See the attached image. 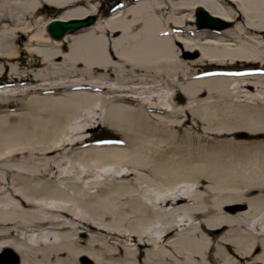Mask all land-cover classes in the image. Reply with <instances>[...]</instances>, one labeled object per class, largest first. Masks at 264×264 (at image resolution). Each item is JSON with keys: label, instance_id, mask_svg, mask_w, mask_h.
I'll return each instance as SVG.
<instances>
[{"label": "bare ground", "instance_id": "6f19581e", "mask_svg": "<svg viewBox=\"0 0 264 264\" xmlns=\"http://www.w3.org/2000/svg\"><path fill=\"white\" fill-rule=\"evenodd\" d=\"M93 1L0 0V58L23 56L0 77L36 85L0 92L28 97L0 116V254L14 255L0 264H264V0H119L49 36ZM198 6L233 26L201 29ZM206 63L263 73L200 76ZM80 117L123 146L87 148L96 125Z\"/></svg>", "mask_w": 264, "mask_h": 264}, {"label": "rangeland", "instance_id": "374dc122", "mask_svg": "<svg viewBox=\"0 0 264 264\" xmlns=\"http://www.w3.org/2000/svg\"><path fill=\"white\" fill-rule=\"evenodd\" d=\"M115 0H104V3H105V8L104 9H107L108 6H110ZM118 1V0H117ZM47 11V10H46ZM45 16L49 17V13L48 12H45ZM228 26L229 27H232L233 26V23H230L228 22ZM227 26V27H228ZM19 36V40H18V46H22L24 47L26 41H27V36L26 34H22L21 33V36ZM214 40V39H212ZM198 54V53H197ZM20 59V61L18 63H21L23 62V56L19 55L18 57L16 58H0V62L1 63H8V62H17L18 60ZM197 59H200V57H198ZM25 63V61H24ZM205 66H207L206 70L207 69H215V68H225L227 66H224V65H218V64H214V63H206L204 64ZM25 66V65H24ZM200 66V65H199ZM202 66V67H201ZM199 68H201L199 71L205 69L203 68L204 66L201 65ZM230 67H234L233 69H245V67H248V66H244L243 63H239L238 65H235V66H230ZM232 69V68H231ZM12 76L10 74V72L8 70H4L3 73H2V78L0 79V85H2V87L0 88V92L1 94L7 98V96H15V95H21L19 93H23L21 92L22 89H24L25 87L26 88H32L34 87L33 85L31 84H20V83H12L10 82ZM5 82V83H3ZM131 86H136V87H141L140 90H147L146 88H143V85H131ZM170 91L166 90V88H164L163 90H158V92H156L157 94H165L167 95ZM107 96V95H106ZM16 99L14 100H3V101H0L1 104H0V116H4V115H9L10 117H16V118H11L10 122H15L17 120V118H19L18 116H20V114L22 113H26L28 112L27 108L26 107H22V106H18V102H24L28 99V97H25V95H22V96H19V97H15ZM159 100H160V97H159ZM3 102V103H2ZM184 105L182 106H178V109L180 110L181 108H183ZM83 111H87V110H83ZM104 111V110H103ZM89 112V117H92L94 115H98V114H95L94 112L92 111H87ZM83 119L82 117H80L78 119L81 120ZM93 121H86L83 119V123H81V127H82V130L85 129V127L87 126H93V125H96L94 128L90 129L88 132L84 133V137L88 138V141H91V142H88V147H92L93 144L95 141H98L102 138H107V137H111V138H123L122 135L116 130V129H113L111 127H104V126H99L98 127V123H92ZM83 137V138H84ZM261 137L264 139V134H260L258 136V138ZM264 214V213H263ZM261 216V215H260ZM264 216V215H263ZM10 250H7L6 252H1L0 254V261H3L1 257H4L5 256V259L6 260H12V257L14 255L10 254L9 253ZM2 253H4L2 255ZM2 255V256H1ZM20 257H19V264H20Z\"/></svg>", "mask_w": 264, "mask_h": 264}, {"label": "water", "instance_id": "95a60500", "mask_svg": "<svg viewBox=\"0 0 264 264\" xmlns=\"http://www.w3.org/2000/svg\"><path fill=\"white\" fill-rule=\"evenodd\" d=\"M51 12H55V10H51ZM198 17L199 24L201 26L212 27V28H221L220 21L210 17L207 12L203 8L198 9ZM95 22V17L90 16L86 20H76V21H55L50 23L47 26V31L50 33V36L53 39L60 40L62 39L68 32L89 26Z\"/></svg>", "mask_w": 264, "mask_h": 264}]
</instances>
